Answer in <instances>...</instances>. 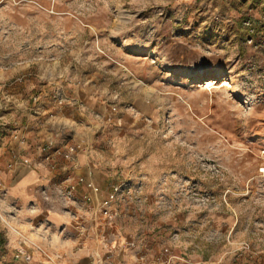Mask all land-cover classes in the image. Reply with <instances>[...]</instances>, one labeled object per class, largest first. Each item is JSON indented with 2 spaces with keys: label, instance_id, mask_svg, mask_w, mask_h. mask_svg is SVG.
<instances>
[{
  "label": "rangeland",
  "instance_id": "obj_1",
  "mask_svg": "<svg viewBox=\"0 0 264 264\" xmlns=\"http://www.w3.org/2000/svg\"><path fill=\"white\" fill-rule=\"evenodd\" d=\"M17 75L24 82L9 84ZM70 104L65 135L18 139L19 165L37 152L69 177L63 186L97 188V204L121 185L100 219L125 242L194 264H264V0H0V137L40 129ZM80 156L89 179L75 174ZM6 234L0 220L1 253Z\"/></svg>",
  "mask_w": 264,
  "mask_h": 264
},
{
  "label": "crops",
  "instance_id": "obj_2",
  "mask_svg": "<svg viewBox=\"0 0 264 264\" xmlns=\"http://www.w3.org/2000/svg\"><path fill=\"white\" fill-rule=\"evenodd\" d=\"M9 75H11L10 72ZM22 81V76L17 75L12 77L9 84L17 86ZM17 88L12 86L7 88V94L14 98H20L21 92ZM72 96L78 99L76 96ZM79 98L81 97L79 96ZM72 107L74 106L70 104L57 111L52 118H48L52 119L49 122L47 119L44 124L40 122V129L36 130L30 126L29 131L22 134V123L15 126L14 137L9 131L3 132L0 137V211L2 212L0 220L14 233L12 236L6 234L8 237L7 249L3 250L4 253H1L0 249V257L1 254H5V258H13L7 264H43L40 259L44 256L35 248L39 247L47 255L50 252L56 257L58 263L54 261L52 264H194L191 256L177 255L170 249L160 248L157 243L151 245L144 240L137 239L125 242L123 237L120 239L117 236L118 229L115 225L113 226L112 221L104 229L105 221L102 222L100 214L97 213L98 204L95 199L92 200L88 209H80L78 206L72 205V210L86 212L85 219L74 220L65 212L64 208L67 211L70 209L63 206L59 195V187L65 182L64 172L50 171L41 162V157L37 152L27 153L26 151L27 154L23 155L30 160V167L18 164V160L13 157L19 153L18 139L25 136L33 143L43 142V140L51 138L57 131H61L65 135L64 131L68 128L67 125L72 121L73 114L68 113L69 110H73ZM50 122L52 123L50 124ZM19 128L20 130H18ZM73 135L67 134L71 141H75L76 136L74 138ZM60 140L59 138L53 145V152L59 146V149L62 148ZM61 160L59 159V161ZM10 162L15 164L8 168L7 164ZM79 163L80 168L75 174L78 177H89L87 168L91 163L83 156H80ZM108 189L109 187L103 188L102 193L106 194ZM87 191L88 189L83 185H79L76 189V193L79 195ZM3 215L11 217L13 220L11 222L14 225L8 222ZM99 225L102 229L98 230ZM18 228L26 232L29 238L24 237ZM16 233L18 236L24 237L23 239L28 238L25 240L35 245H28V242L24 241L27 244L24 250L31 252L29 262L22 258H14L16 250L23 247L19 243L20 240H16Z\"/></svg>",
  "mask_w": 264,
  "mask_h": 264
},
{
  "label": "built area",
  "instance_id": "obj_3",
  "mask_svg": "<svg viewBox=\"0 0 264 264\" xmlns=\"http://www.w3.org/2000/svg\"><path fill=\"white\" fill-rule=\"evenodd\" d=\"M39 95H37V96H34L33 97V101L34 102H36V101H38L39 99ZM64 97H62V96H56L55 98H54V105L55 106H57L58 108H61L62 107V105H63V103H64ZM34 112L35 113H38L39 112V110L37 109H35L34 110ZM65 144H67L66 142H65V140H63L62 142H61V147L63 148V147H65ZM60 147V146H59ZM59 147H57L56 149H55V151L54 152H57V153H60L59 152ZM73 149L75 150V148L73 147H69V151H70V153L73 151ZM44 150H45V148H44ZM56 154V153H55ZM72 154V153H71ZM75 154H76V150H75ZM75 154L73 155L72 154V158H74V156H75ZM47 155H51V154H46L45 156H46V159H48V156ZM260 173H262L263 175H264V168H260ZM69 177H67L66 179H65V181L68 179ZM89 193H84V194H82V195H78L77 193H76V188H74L73 186H71V187H65V186H61V187H59V192H60V195L62 196V198L67 202L68 200L69 201H71V203H72V205H76V206H78L79 208L80 207H82L83 209H88L90 206V203H91V199H93V197H92V190L96 193V191H97V188H95V187H92V186H90L89 185ZM118 192H122V188H121V185H118V186H114L113 187V189L109 192V194H108V197L107 198H104L101 202H99V204H98V207H97V210H98V212L97 213H99L100 214V217H107L108 215H109V213H110V206H111V204H112V201H113V196H114V194H118ZM69 203V202H68ZM68 208H69V206H68ZM81 220V219H80ZM82 221V220H81ZM21 244H23V241L21 242ZM29 244H32V245H34L33 243H31V242H29ZM35 246V245H34ZM42 254H43V256L47 259V262H50V263H54V261H53V259H51L50 257H49V255H47L46 253H44L39 247H36ZM14 258L15 259H20V258H22L24 261H26V262H29L30 260H31V253H29V252H27V251H25L24 249H23V247H21V248H18L17 250H16V253H15V255H14Z\"/></svg>",
  "mask_w": 264,
  "mask_h": 264
}]
</instances>
